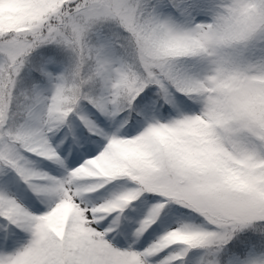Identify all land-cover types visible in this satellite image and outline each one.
Here are the masks:
<instances>
[{"label": "snow or ice", "instance_id": "6c2138e0", "mask_svg": "<svg viewBox=\"0 0 264 264\" xmlns=\"http://www.w3.org/2000/svg\"><path fill=\"white\" fill-rule=\"evenodd\" d=\"M0 264H264V0H0Z\"/></svg>", "mask_w": 264, "mask_h": 264}, {"label": "rangeland", "instance_id": "374dc122", "mask_svg": "<svg viewBox=\"0 0 264 264\" xmlns=\"http://www.w3.org/2000/svg\"><path fill=\"white\" fill-rule=\"evenodd\" d=\"M44 170H45V171H48L49 169H47V168H44Z\"/></svg>", "mask_w": 264, "mask_h": 264}]
</instances>
